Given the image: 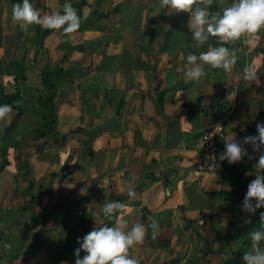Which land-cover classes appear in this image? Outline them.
Returning <instances> with one entry per match:
<instances>
[{"label": "crops", "instance_id": "obj_1", "mask_svg": "<svg viewBox=\"0 0 264 264\" xmlns=\"http://www.w3.org/2000/svg\"><path fill=\"white\" fill-rule=\"evenodd\" d=\"M82 1L67 0L81 25L64 36L38 25L22 31L11 19L22 0H0V105L20 97L0 121V264H75L77 239L117 219L147 229L129 253L138 264H245L251 240L246 246L242 231L260 208L241 205L264 145H243L242 162L219 160L214 173L194 170L214 120L224 119L219 155L226 138L242 143L264 122V29L223 45L238 56L231 72L205 66L186 82L187 56L220 46L215 38L196 46L188 13L170 14L159 0ZM65 2L30 0L41 15L62 13ZM234 2L213 0L209 11L222 15ZM46 70L62 77L45 93L55 94V132L39 137ZM105 200L124 208L108 219Z\"/></svg>", "mask_w": 264, "mask_h": 264}, {"label": "clouds", "instance_id": "obj_2", "mask_svg": "<svg viewBox=\"0 0 264 264\" xmlns=\"http://www.w3.org/2000/svg\"><path fill=\"white\" fill-rule=\"evenodd\" d=\"M162 8L169 13H188L190 18L188 28L192 33L196 46L208 43L215 38L220 46H209L206 52L198 56H187L185 81H198L205 75V66L211 69H223L231 72L236 65L238 56L235 50L223 45L234 43L242 37H251L264 29V0H236L231 6L222 10V15L210 13L213 0H159ZM11 19L14 24L20 26L22 31L38 25L47 30L60 32L64 36L75 33L81 25V17L70 2L63 4L62 13L53 11L50 14L41 15V12L30 3V0H22L12 7ZM248 41L245 39V43ZM243 79L252 82L256 79L255 69L252 65L243 68ZM19 103V102H17ZM13 109L10 105H0V121L10 119ZM217 128H220L217 126ZM243 145H251L254 151H259L264 145V122L257 124V135L243 137L242 143L236 139L224 140L225 150L220 153L219 160L227 161L235 165L248 156V151ZM213 160L216 157H212ZM255 167V179L247 188L242 211L255 214L259 208H264V155L259 157ZM251 175V173H249ZM81 195L87 194V189L80 190ZM129 198H135L133 189L128 190ZM103 216L112 219L124 208L119 201H107L103 203ZM149 227L152 229L153 238L158 230V222L149 217ZM261 222L264 224V213H261ZM127 229V230H126ZM147 229L143 224H134L130 229L127 222L116 220L111 227H95L82 239L78 238V248L75 249V264H138V261L130 256V250L145 241ZM251 251L246 252L243 259L245 264H264V228L250 233ZM9 247V245H5ZM85 255L81 258V252ZM67 264V262H64Z\"/></svg>", "mask_w": 264, "mask_h": 264}, {"label": "trees", "instance_id": "obj_3", "mask_svg": "<svg viewBox=\"0 0 264 264\" xmlns=\"http://www.w3.org/2000/svg\"><path fill=\"white\" fill-rule=\"evenodd\" d=\"M86 0L82 1V4H85ZM48 32H51V30L45 32V35L48 34ZM61 71H50V70H46L43 73V86H44V91H42L39 96H38V103H39V107H40V114L42 115L43 118V123L41 128H39L37 130L39 137H46L47 135H50L52 133L55 132V126H56V120H55V116H54V108H55V104H54V98H55V94H51L50 96H46L45 93L53 91L56 86H57V78H55V76H59L58 78L62 77L61 76ZM19 93H17L16 95L13 96H9L6 98V101L9 105H13L15 108H19V103L14 104L15 100L19 102L20 97L18 95ZM22 115V110H19V113L17 114V118L20 117ZM16 125V121L15 123L12 124V129L13 127ZM261 213H264V208H260L259 211V215L258 217L255 219V221L251 224L248 225L246 227L243 228V235H245L246 237H250V233H252L253 231L257 230V229H262L264 228V224H262L261 222ZM250 243V238L249 240H245V245L247 246ZM248 252L247 250L244 251L243 255H245V253Z\"/></svg>", "mask_w": 264, "mask_h": 264}, {"label": "built area", "instance_id": "obj_4", "mask_svg": "<svg viewBox=\"0 0 264 264\" xmlns=\"http://www.w3.org/2000/svg\"><path fill=\"white\" fill-rule=\"evenodd\" d=\"M219 126L220 128H217ZM224 134V119L214 120L198 141L200 157L195 163V175L214 173L219 168V139ZM212 157H216L215 160Z\"/></svg>", "mask_w": 264, "mask_h": 264}]
</instances>
